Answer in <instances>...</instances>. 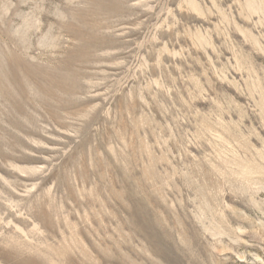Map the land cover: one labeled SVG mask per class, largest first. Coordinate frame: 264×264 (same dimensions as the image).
I'll return each instance as SVG.
<instances>
[{"label": "rangeland", "instance_id": "374dc122", "mask_svg": "<svg viewBox=\"0 0 264 264\" xmlns=\"http://www.w3.org/2000/svg\"><path fill=\"white\" fill-rule=\"evenodd\" d=\"M0 264H264V0H0Z\"/></svg>", "mask_w": 264, "mask_h": 264}]
</instances>
